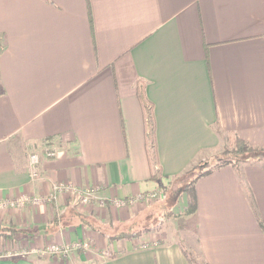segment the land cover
<instances>
[{"label": "crops", "instance_id": "1", "mask_svg": "<svg viewBox=\"0 0 264 264\" xmlns=\"http://www.w3.org/2000/svg\"><path fill=\"white\" fill-rule=\"evenodd\" d=\"M234 136L264 146V0H0V203L66 183L133 223L163 199L131 197L181 184ZM193 187L183 227L114 240L99 212L87 213L102 230L73 216L67 192L0 206V227L21 230L0 235V264H195L193 242L203 264H264V160L215 167ZM164 197L173 214L189 201ZM77 240L88 247L41 252Z\"/></svg>", "mask_w": 264, "mask_h": 264}, {"label": "rangeland", "instance_id": "2", "mask_svg": "<svg viewBox=\"0 0 264 264\" xmlns=\"http://www.w3.org/2000/svg\"><path fill=\"white\" fill-rule=\"evenodd\" d=\"M232 143H233V141L227 140L223 144L222 148L215 155H210L209 157L199 159L193 166L190 167V168H192L191 171L189 173L183 175V177L181 179L182 180L181 184H179V183H178V185H176V183H174L173 185L171 183L168 184V186H166L167 197H169L170 195L172 196V194L174 192H176L179 189V187L182 186L186 181L190 180L194 174H196V173H198V172H200V171H202L208 167H212L213 165H215L217 163V161L219 159H221V158L223 159L226 156V149L231 148ZM165 200H167V199L163 198L162 201H160V200L153 201L152 200L151 203H148V205L146 207L147 210L149 211V213L146 215V218L142 217L141 220H139V221L135 220L133 223H128L126 225H123V224H120V223L113 221V220L119 219V210L120 209H112V212L114 213V217H115V214L117 216L116 219H113L111 217L109 218V216H108L109 215L108 214L109 209H108V206H106V204H104V203L94 204V200H90L89 202H86V203H82L79 205H73L69 196L67 199V203L69 206H73V207H75V209L80 210V211L82 210L86 213L88 212V210L90 208L93 210V212H96V213L99 212V214L102 216V218L105 222L104 228H105V231L108 235L118 234V233L123 232V231L126 233L130 232V231L146 232V231H149L150 229H157V228H159L161 231L165 230L167 232H169V231L175 232V231H177V229H180L181 227H183L182 219L175 217V216L166 215L167 213H164L166 210H168L167 202ZM113 205L116 206L115 204H113ZM116 207H118V206H116ZM158 213H161L163 215L160 216ZM147 217L149 220H147ZM26 234H27V232H26ZM26 234L24 231V233L21 234L20 236L26 237V239H27ZM21 239L18 240L16 238L13 243L19 244ZM38 245L39 244H34L32 241V246H38ZM29 246H31V244L30 245L28 244V247ZM188 251H189V253L191 252L192 258L193 257L195 258V261H194L195 264H201L202 263V261H198V259L194 256L196 253L195 248H194V242L188 248ZM105 252L107 255H109L113 252L108 243L106 245Z\"/></svg>", "mask_w": 264, "mask_h": 264}, {"label": "trees", "instance_id": "3", "mask_svg": "<svg viewBox=\"0 0 264 264\" xmlns=\"http://www.w3.org/2000/svg\"><path fill=\"white\" fill-rule=\"evenodd\" d=\"M138 93H139V97L142 99L143 97V90L142 87L140 88V86H138ZM143 108L145 109V120L147 121V127H149L150 125V108L148 107V104L146 101H143ZM232 147L226 149V156L222 159H219L217 161V163L215 165H213L212 167H208L196 174L193 175V177L186 181L182 187L177 190L176 192L179 191H185L187 192L188 196H189V201L188 204L183 208L180 212L173 214L172 212H170V210H166L164 213H167L166 215H171V216H176L179 217L181 215H186V214H190L193 212L194 210V205H195V197H194V183L196 181V179L201 176L204 175L208 172H210L212 169H214L215 167L221 166V165H225V164H230L234 167H239V165L243 162H245L248 159H254V160H264V146H253L250 143L246 142L245 140L234 136L232 137ZM192 168H189L187 171H185L183 174H181L182 176L189 173L191 171ZM155 178H158V176L153 173L152 175ZM160 190H162V196L159 199H163V196L167 194V188L163 187L160 185ZM165 198V197H164ZM69 206V205H68ZM71 209V212L73 214V216L75 218L78 219V221L84 225H89L93 228H96L98 230H102L99 226L98 221L95 219V217H92V214H88V213H84L81 212L80 210L77 211V209H75V207L73 206H69ZM110 218V217H109ZM57 225V220L52 221V228H55ZM21 230L19 228H14V227H4L1 228L0 227V235L3 237H7L9 239H14L15 235L20 232ZM106 232V231H105ZM140 233L138 231H130V232H120L118 234H110L109 239L114 240V239H118V238H123V237H130L133 236L134 234ZM194 263V260L191 259V263Z\"/></svg>", "mask_w": 264, "mask_h": 264}, {"label": "built area", "instance_id": "4", "mask_svg": "<svg viewBox=\"0 0 264 264\" xmlns=\"http://www.w3.org/2000/svg\"><path fill=\"white\" fill-rule=\"evenodd\" d=\"M53 152H50L49 155H52ZM29 168L32 176H37L39 174V156L37 153L29 154ZM62 192H67L70 197L73 205H79L82 203L89 202L90 200H95L97 198V193L95 188H76L75 186H71L66 183H57L52 187V191L45 197L40 196H20L11 200H6L0 203V206L7 207H19L24 206L26 204H36L41 201H52L57 198L58 195ZM162 196V190L157 189L154 191H150L148 193H140L137 196L131 197L130 201L134 202L137 200H150L160 198ZM100 203H103L102 200L99 199ZM112 203L116 206H122L124 204L123 200L114 199ZM88 243L82 240H77L73 243H65V244H49L45 246L41 252L56 255L58 257H65L67 254L75 248H87ZM3 253H0L2 255Z\"/></svg>", "mask_w": 264, "mask_h": 264}]
</instances>
